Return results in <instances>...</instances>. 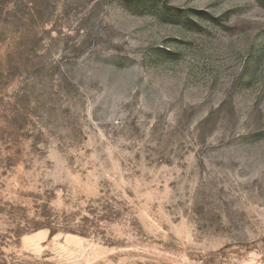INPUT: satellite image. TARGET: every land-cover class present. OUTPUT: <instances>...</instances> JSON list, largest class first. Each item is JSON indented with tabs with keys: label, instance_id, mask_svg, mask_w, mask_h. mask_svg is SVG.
I'll return each instance as SVG.
<instances>
[{
	"label": "rangeland",
	"instance_id": "rangeland-1",
	"mask_svg": "<svg viewBox=\"0 0 264 264\" xmlns=\"http://www.w3.org/2000/svg\"><path fill=\"white\" fill-rule=\"evenodd\" d=\"M0 264H264V0H0Z\"/></svg>",
	"mask_w": 264,
	"mask_h": 264
}]
</instances>
